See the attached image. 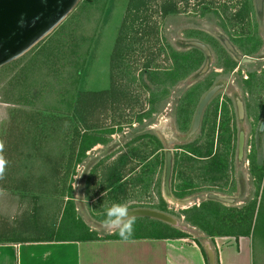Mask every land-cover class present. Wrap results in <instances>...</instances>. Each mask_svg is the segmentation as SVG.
<instances>
[{"label": "rangeland", "instance_id": "obj_1", "mask_svg": "<svg viewBox=\"0 0 264 264\" xmlns=\"http://www.w3.org/2000/svg\"><path fill=\"white\" fill-rule=\"evenodd\" d=\"M143 1L145 0H84L78 3L65 21L49 37L48 44L35 57L31 71L26 68L20 70L17 78H13L8 84L10 89L6 90V94L7 96L12 94L9 92L14 88L12 84H15L17 79L21 78L19 83L22 85L31 75H33L34 80H42L45 75L42 73L40 66L42 61H44L43 67L48 65L50 67L47 68H54L56 72L60 70V65L67 61L74 66L73 68H78L83 64L82 62H84L89 53V63L85 73L87 79L84 82L83 89L89 88L90 92L83 97L86 98L83 104L87 102L89 112L94 114L98 108V97L92 92L101 90V93H105L109 97L110 108L115 112L119 111L121 116L119 124L122 125L121 127L119 126V129L123 130L124 128H131L132 124H136L139 115L146 111L149 106L148 95L150 92L148 87L142 82L140 69L144 68L145 64L151 66L149 67L151 68V81L149 82L152 85H158L159 80L162 79L161 77L165 73H170L168 74L167 89L171 98L167 102L172 106L175 103L172 104V98L180 94L178 87L182 86L185 78L189 77L191 66L196 65V69L205 62V58L198 51H195L197 54L195 57L198 61H194L193 59L195 58H192L190 51L187 52L185 46L178 44L177 41L186 38L190 41L206 44L212 52L210 63L213 64L215 69L219 71L221 66H223L218 64H232L231 66L234 70L231 74L227 72L229 75H222L221 72H216L217 75L207 79L209 80L207 81L209 85L207 87L205 84L199 86L196 89V91L199 90L197 95L195 93L196 96L191 97V100L193 102L196 100L197 103L215 79L221 81L224 85L220 95L212 104L211 111L213 115L216 114L215 133L219 130V135L217 134L218 144H222L221 147L218 146L217 148L221 154L222 166L225 167V170L215 177H208L206 168L212 162H209L210 160L195 159V173L192 171L196 180L194 184L195 193L193 195L190 194L191 196L186 198L174 199L165 195L166 199H159L158 196L162 189L160 178L163 177H161L160 173L158 176L159 168H157L152 179V193L150 191L152 194L150 197L152 198L144 203L137 201V204L127 205L116 201L121 198L126 199V196L133 197L135 192L142 191L139 187L145 183L146 179L150 182L148 173L139 174V172L136 173H138L137 176L140 179L134 181L133 178L135 176L131 175L134 168L128 165L127 168L122 169L120 180L123 179L124 182L114 186L113 191L108 194V191H105L109 179L106 178L105 184L101 183L99 194L102 195V199L104 198L103 204L105 205H99L97 202L89 203V199L83 197V194L79 191L86 174L85 172L92 171L86 168V164L83 163V160H86L84 152L74 151L72 153V167L67 166L64 168L62 165L64 163L65 165L67 164L68 155L64 153L65 148L62 144V138L41 133L39 134L41 139L38 140L37 144L38 151L26 154L25 152L18 153V158L25 160L30 154L34 155L31 159L36 161L42 158L48 159L49 155L52 158L56 156L57 160L61 157L62 172L60 178L62 177V179L57 186L58 190L68 192L71 182V197H77L79 201L87 200V202L84 201L82 208L78 207L79 213L75 211V206L72 207L70 203L64 204V199H58L55 202L50 201V204L52 202L56 203L57 207H52L47 214L45 211V215L41 214L39 210L35 211L34 218L29 223L31 228H35V230L31 231V235L57 232L60 235L80 236L85 233L84 219L89 229L94 227L97 233L99 232L102 235L108 231H114L111 229V225L120 214L140 206L137 208L154 209L173 216L179 222L178 227H172L151 218L135 217L128 220L121 228L120 232L122 235L173 233V230L176 229L191 234L201 239L204 243L205 240L200 237L202 231L187 221L184 215L186 210L208 201L207 195L215 193L235 199L233 203L224 205L233 211L232 215L235 217V221L244 224L243 218L248 212L246 207H248V204L256 197V193L259 191L263 200L256 233L258 237H264V176L261 188L257 185L260 173L263 172L264 174V135L258 134L260 124L264 122V7L260 13L261 15H258L259 12L257 11L255 0H146V6L141 8L138 15L131 14L129 5H140ZM172 5L177 7L174 11H165ZM129 15L135 17V20L131 17L129 18L130 22L127 21ZM95 23H97L96 29L95 26L93 27ZM122 28L126 32L122 33ZM96 30H98L97 35H95ZM120 37L123 42L121 44H119ZM226 40L241 55L253 58L254 62L242 64L235 57L232 59L229 55L231 53L225 44ZM134 48L135 51L131 53ZM174 52L182 53L186 56L183 70L180 67V60L176 61V68L174 67L175 63L173 64L172 62ZM191 52L193 53V51ZM130 53L131 55H129ZM29 57L31 56L25 55L0 68V84L6 81L5 79L8 76L13 77L17 67L19 65L22 66ZM127 64H130L133 69L136 68L134 69L137 70L134 71V76L131 74V77H129L127 71L123 70ZM176 70L178 71L176 72ZM262 70V73L258 72ZM156 71L160 72L156 74ZM246 74L250 77L247 83H245L244 79ZM112 75H114L117 91L112 88ZM240 75H242L241 78ZM172 76H174V80L179 81L178 87L170 81ZM134 77L136 80L132 81L131 78ZM60 81L65 83L63 78ZM48 83L50 84L51 82L49 81ZM158 89L160 88L158 87ZM21 90L24 91L23 86H21ZM246 93L249 96H246ZM111 94L114 95V100L110 97ZM159 97L160 94L158 93L156 98ZM159 99L162 100L161 97ZM237 99L245 103L246 118L244 121L239 120L236 115L235 101ZM167 102L159 106L160 111L157 112L154 120L159 135H161V130L165 131L167 128V124L163 123L166 118L172 123L170 117L163 116L166 115ZM108 111L111 110L109 109ZM210 116L212 115H208L205 124L209 123L208 119ZM104 124L102 121V125ZM168 127L170 146L173 147L172 138L175 128L171 125ZM241 130L246 133V150L243 159L239 160L237 157V143L238 133ZM120 135L122 134L116 137L124 139L123 135L121 137ZM92 139L95 138L92 137ZM202 139L203 137H201L200 142ZM124 146L126 148V151H124L126 158L124 159H128L130 151L127 145L124 144ZM47 149L51 151H46ZM142 152L144 153V149H142ZM97 153L94 152L92 154L94 156L90 157L93 159L95 155L97 156ZM14 155L16 157V154ZM202 155L205 156V154ZM140 170L141 172L143 171L142 168ZM158 177L159 180L156 181ZM198 180L200 181L199 183ZM181 186L179 185V187ZM177 190L182 189L177 188ZM108 200H110L111 204L109 207L106 206L109 203ZM56 213L58 215L55 218ZM27 219L28 217L25 218V221ZM25 226L28 225L24 223V217L18 216L14 221L4 224L3 228L12 230L17 227L22 229ZM39 229L42 230L40 231ZM4 234L2 231L0 238L6 237ZM13 234L14 232L11 235ZM19 237L20 235L17 238Z\"/></svg>", "mask_w": 264, "mask_h": 264}, {"label": "crops", "instance_id": "obj_2", "mask_svg": "<svg viewBox=\"0 0 264 264\" xmlns=\"http://www.w3.org/2000/svg\"><path fill=\"white\" fill-rule=\"evenodd\" d=\"M94 26L96 29L97 23L93 24ZM96 31L95 35L98 33V30ZM49 40L48 37L42 41L28 54L31 57L22 66L17 67L14 76H8L6 81H3L4 84H0V233L3 231L6 236L0 238V264H207L206 256L195 236L188 233L187 237H170L175 235L172 233L122 235L120 230L127 221L117 230L102 235L97 233L94 227L89 229L85 219V233L80 236L60 235L57 232L31 235L35 228H31L29 223L32 222L35 211L39 210L45 215V211L47 214L52 207H57L55 200L64 199V204L70 203L72 207L75 206V211L79 212L78 207L82 208L84 201L87 202L71 197V182L68 192L58 190L57 186L62 179L61 157L57 160L56 156L52 158L49 155L48 159L36 161L31 159L34 155L30 154L25 160L18 158V153L38 151L37 144L41 139L39 134L62 138L64 153L68 155L67 164L62 165L64 168L72 167L74 151L84 152L86 160H83V163L92 171L85 172L79 191L83 197L89 199V203L105 205L99 192L101 183L105 184L106 178L109 179L105 189L108 194L113 191L114 186L124 182L123 179L120 180L122 169L128 165L137 169L133 173V180L138 181L140 177L136 172L147 173L148 164L145 159H142L144 162L138 160L139 162L135 163L132 156L127 157L128 159L121 158L126 151L123 143L129 141L133 130L141 134L143 129L124 128L117 132V127L122 126L119 124L121 116L119 111L115 112L110 108V99L105 93H101V90L92 92L98 97V108L94 114L89 112L87 102L83 104L86 100L83 97L90 92L89 88L83 89L87 79L85 73L89 53L84 62L81 60L83 64L78 68H73L67 61L63 62L60 70L56 72L54 68H47L50 67L48 65L43 67L42 61L40 66L45 74L44 80H34L31 75L22 85L19 83L21 78L17 79L16 85L12 84L14 88L11 87L13 89L9 92L12 94L7 96L6 90L10 89L8 84L13 78H17L20 70L26 68L31 71L35 57ZM62 78L65 83H61ZM110 97L114 100V95L111 94ZM109 109L111 111H108ZM102 121L106 126L102 125ZM101 130L106 133L100 134ZM118 133L122 134L125 140L117 138ZM90 135L97 139L92 146H89L87 140ZM98 138L104 139L105 143L99 142ZM94 152L98 153L92 159L90 156H94ZM140 153L145 155V151L143 153L141 150ZM140 168L143 169L142 172ZM96 170L98 171L95 172ZM148 178L150 182L146 179L139 187L141 192H135L133 197L126 196V199L121 198L116 202L131 205L137 204V201L144 203L150 200L153 177ZM158 180L159 178L156 179ZM160 182L162 189L158 197L166 199L162 178ZM50 201L54 202L50 204ZM110 205L109 202L106 206ZM57 215L58 213L55 218ZM18 216H23L24 223L28 226L12 230L3 228L4 224L14 221ZM26 217L28 219L25 221ZM22 232L24 234L21 235ZM202 234V239L210 241L214 246L218 264H264V237H258L254 231L250 235L231 232L208 237L204 232ZM93 235L97 238L92 239ZM199 240L203 246V241Z\"/></svg>", "mask_w": 264, "mask_h": 264}, {"label": "flooded vegetation", "instance_id": "obj_3", "mask_svg": "<svg viewBox=\"0 0 264 264\" xmlns=\"http://www.w3.org/2000/svg\"><path fill=\"white\" fill-rule=\"evenodd\" d=\"M81 1H84V0H80L79 3ZM260 13L261 12H259L258 15H261ZM54 31L48 37H50L54 33ZM48 37H46L45 39H47ZM188 39H192V38H188ZM189 42H197V41H190V40H187L186 38L179 39L177 41L178 44L185 46L187 52L190 51L189 53L193 56L192 58H195L193 59L194 61L195 60L198 61V59H196L195 57V55H197L195 51H198L205 58V62L201 64L200 66H198L196 69H195L196 65L191 66L192 69H190V75L189 77L185 78V80L183 79L184 84H182V86L178 87L179 81H176V80L173 81V83L176 84V87H178V89L180 90L179 91L180 94L172 98L173 100L172 104L175 102L172 106L171 104L167 102V100L171 98L169 90H167L166 92L165 90H161V91L158 90V87H161L162 85L160 83V80H159L160 85L150 84L149 81H151L150 80L151 68L149 67L151 66H148V64H145V67L140 69L139 72L142 73L141 74L142 82L146 87H148L149 92H150L148 95L149 106L147 107L146 111L142 113L143 115L142 114L139 115V117L137 118V123L131 125L132 129L137 128V126H138V129H143V131H141L143 133L139 134V132L133 130L129 141L125 143L128 146L129 151H130L129 156H132L134 158L135 163L139 162L142 159H145L146 163H148L146 169H147L148 175L151 178L153 177V175H155L157 168H159V171L157 174L159 176V173H160L161 177H163L162 179H163L164 194H165L164 178H165V171H166V166H167V161H168V155L169 153L172 152L173 167H172V176H171V187H170L171 195L170 196L173 198H186L195 193L196 188H194L195 187L194 184L196 183V180L193 174L195 173L194 170L196 169L194 165V162H196L195 159L197 160L201 159L203 161L210 160L209 162H213V159H215L216 156H218L219 154L217 147L218 146L221 147L222 145L221 143L218 144L219 140L217 138L219 135L218 134L219 130H217V132L215 133V129H216L215 128V115L216 114L215 115L212 114L211 107H212V104L215 102L216 98L220 95V92L222 91L224 85L222 84L221 81H218L217 79H215L213 80V83L204 92V94L201 96V98L199 99L197 103H196V100L193 102L191 100V97H193L195 93L197 95V92L199 90L196 91V89L199 86L205 84L207 87L209 85V83L207 82L209 80L207 79H209L213 75H217L216 72H219V73L221 72L222 75H227L228 74L227 72H229V74L234 72L233 67L231 66L232 64H229V65L228 64H218L220 66L223 65L218 71L217 69H215V67H213V64L210 63V60L212 58V52L210 48H208L206 44H204L206 45V47L204 48L196 47L193 45H188ZM36 47H34L31 51H29L25 55H28ZM134 51H135V48L133 49L131 53H133ZM191 51H193V53ZM131 53L129 55H131ZM176 54L181 55L182 53L174 52L172 55V62L173 64L175 63L174 64L175 68H176V61H177L175 57ZM229 55L231 56L232 59L234 58L232 54H229ZM242 56L248 57L247 55L246 56L242 55ZM125 66L126 67L123 70L127 71L128 76L131 77V74H133L134 76V73H135L134 71H137V70H134L136 68L133 69V67H131L132 63H131V66L130 64H127ZM159 72L160 71H156L155 73L158 74ZM258 72L262 73L263 70L258 71ZM241 77L242 75H240V78ZM131 79L132 81L136 80L135 77ZM244 79H245V83H247L250 77L246 74L244 76ZM111 82L113 84L112 85L113 90L117 91L115 87L114 75H112ZM214 88H217L216 94L212 97V99L206 105L203 111V114H202L200 125L198 129L193 132L194 121L197 115L199 105L201 101L205 98V96L208 94V92ZM159 92H163V94L161 95L162 100L154 96V94L159 93ZM246 96H249V94L246 93ZM165 102H167L168 106L165 108L166 115H163V116L170 117L172 123H170V121L166 118V120H164L163 123L167 124V128L165 131L161 130V135H159L157 133L158 128L156 124H154V120H155V117L157 116V112L160 111L159 106L163 103L165 104ZM240 102L243 103V101H241L240 99H237L235 101L236 115L238 116L239 120L240 118H239L238 105ZM243 104H244V109H245V117H244L245 119L246 118V107H245V103ZM208 115H212V116H210L208 119L209 123L205 124L207 121ZM244 119L242 121H244ZM169 125L174 126L175 128L174 129L175 131L173 134L174 136L172 138V142L174 144L173 147L170 146V140H169L170 134H169V129H168ZM121 131L122 130L119 129L118 127L117 132H121ZM242 131L243 130L239 131L238 133V143H237V157L238 158H239V137ZM212 133H214V135H212ZM258 134L262 136L264 135V122L260 124ZM201 137H203V139L200 142ZM142 149H144L145 151V156L143 157L140 153ZM245 150H246V145H245ZM245 150L242 155V158L239 160H242L243 157L245 156ZM201 154H205V156H201ZM121 158H126V155L125 154L122 155ZM136 170L137 169H134L131 175ZM180 173H181V176H180ZM199 182L200 181L198 180V183ZM179 185H182V186L179 187ZM177 188H181L182 190L178 191Z\"/></svg>", "mask_w": 264, "mask_h": 264}, {"label": "water", "instance_id": "obj_4", "mask_svg": "<svg viewBox=\"0 0 264 264\" xmlns=\"http://www.w3.org/2000/svg\"><path fill=\"white\" fill-rule=\"evenodd\" d=\"M80 0H0V68L22 58L34 47L48 37L74 10ZM258 12H262L264 0H255ZM229 52L243 64L254 62L253 58L242 56L228 40L225 41ZM188 45L196 47H206L200 42H189ZM217 88L208 92L201 101L197 115L195 117L193 132L198 129L203 111L216 94ZM239 118L245 117L244 104L238 105ZM246 139L242 131L239 137V159L245 150ZM172 152L168 155V161L164 178V191L168 197L170 195L172 176ZM208 200H214L223 204L233 203L235 199L221 196L215 193L207 195ZM135 217H145L164 222L172 227H178V220L162 211L136 208L122 213L111 225L112 230H117L126 221ZM200 237H204L203 234ZM206 253L207 264H217V254L210 241L203 243Z\"/></svg>", "mask_w": 264, "mask_h": 264}, {"label": "trees", "instance_id": "obj_5", "mask_svg": "<svg viewBox=\"0 0 264 264\" xmlns=\"http://www.w3.org/2000/svg\"><path fill=\"white\" fill-rule=\"evenodd\" d=\"M146 6V0L143 1L140 5H129V11L132 14H136L138 15L141 10L142 7ZM177 7L175 5H172L170 7H168V9H166L165 11H171V10H175ZM139 12V13H138ZM133 16L128 17L127 21H129V18H131ZM135 17H133V20ZM130 22V21H129ZM126 23V22H125ZM134 23V21H133ZM126 32V30L124 31V28H122V33ZM122 38L120 37L119 39V44L123 43ZM124 41V40H123ZM118 44V45H119ZM176 59L181 62V69L183 70L185 67V55H179L176 54L175 55ZM178 70H176L177 72ZM168 74H164L163 77H161L162 79H160V83L162 84L161 87H159L160 89L158 90H165V92L168 90L167 89V84H168ZM174 74V73H173ZM164 77H166L164 79ZM174 76H172L170 81H175L173 79ZM157 80V79H156ZM160 97L163 94V92H159ZM154 96H158V93L154 94ZM159 97V98H160ZM216 126V124H215ZM100 134L106 133L105 131L101 130L99 131ZM89 146L94 145L96 142V138L92 139L91 135L88 136L87 138ZM95 140V141H93ZM99 142H104V139L98 138ZM93 141V142H91ZM211 153V152H210ZM209 153V154H210ZM202 155V154H201ZM204 156V155H202ZM208 174V177H215L217 176V174L219 173H223V171L225 170V167L222 166V159H221V154L219 153L218 156H216L215 159H213V162L210 163L207 168H206ZM263 172L260 173V179H258V187L261 188L262 185V181H263ZM261 194L259 191H257L256 193V197L252 199V201L250 202V204H248V207H246V211L248 209V212H246V216L243 218L244 219V224H242V222H237L235 221V217L232 215V210L228 209L224 204L218 202V201H214V200H208V201H204L202 202L199 206H196L190 210H186L184 212V215L186 216V219L189 223H191L194 227L199 228L202 232H204L208 237L213 236L215 234L217 235H224L227 233H236L238 235L240 234H247L250 235L252 233V231L256 232L257 229V223L259 221V216L261 215V210H262V200L263 197H261ZM260 198V200H259ZM173 230V229H172ZM175 235H170V237H187L188 235L184 232L178 231L176 229L173 230V233ZM94 236V235H93ZM93 238H97V236L95 235ZM108 238H112V236H108ZM196 241L199 243L204 255L206 256L205 250L202 246V244L200 243V240L197 238ZM217 264H218V260H217Z\"/></svg>", "mask_w": 264, "mask_h": 264}]
</instances>
